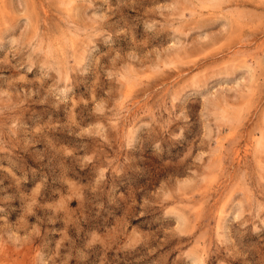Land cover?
<instances>
[{"label":"rangeland","instance_id":"rangeland-1","mask_svg":"<svg viewBox=\"0 0 264 264\" xmlns=\"http://www.w3.org/2000/svg\"><path fill=\"white\" fill-rule=\"evenodd\" d=\"M0 264H264V0H0Z\"/></svg>","mask_w":264,"mask_h":264}]
</instances>
